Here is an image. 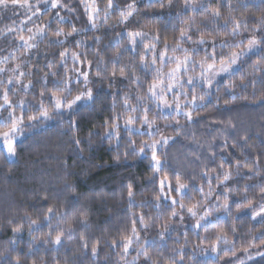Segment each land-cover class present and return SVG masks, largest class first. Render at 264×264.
<instances>
[{
	"label": "clouds",
	"instance_id": "obj_1",
	"mask_svg": "<svg viewBox=\"0 0 264 264\" xmlns=\"http://www.w3.org/2000/svg\"><path fill=\"white\" fill-rule=\"evenodd\" d=\"M46 2L47 0H32L30 8H22L26 18H31V24L28 26L31 31H17V35L33 37L32 43L39 42L38 33H46L47 39L39 42L38 46L39 51L44 52L46 56L56 48L59 53L68 52L67 56H53L44 64L29 59V49L21 50L19 46H12L13 37L9 36V29L19 30L22 22L12 20L11 23H3L7 13L15 15L16 12L10 0L0 5V37L8 35L7 47L9 53H13L9 57L10 66L0 65V68H8L7 77L15 81L9 99L13 102L17 115L25 110L19 107V102L23 101L26 106L31 105L33 110L38 109L42 102L51 117L43 127L38 126L44 123L43 121L33 124L25 118L20 132L14 134L17 142L15 156H9L5 145L0 142V233L11 232L9 239L0 241V264H131L133 260H137V264H145L147 258L141 254V250L145 248L151 257L150 264H191L190 258L186 260L184 257L182 260L179 254L186 244L171 247L167 252L146 247L149 243L148 236L153 240H164L165 225L173 224L171 212L163 216L151 213L146 215L148 236L142 235L146 230L140 227L139 240L133 244L135 255L125 253L122 247L117 248L113 242L120 241L122 235L132 236L130 221L133 214L138 216L151 209L153 203L160 204L158 180L161 177H170L175 184L176 176L173 173H179L180 181L187 191L182 196L181 191L168 190V196L175 197L185 206L199 201L203 213L209 207L215 211L216 200L227 204L231 196L242 198L246 186L253 179L264 176V171L259 175H246L254 168L249 153L264 152V148H261L264 144V110L261 106L258 105L255 113L232 108V105L243 99L233 100L230 95L226 98L225 93L230 90L225 86L223 91L219 88L218 92L208 89L207 86L203 89L196 87L191 92V96L197 98L195 107L191 103L190 95L184 94L189 92V84L186 82L189 76L199 83L198 62L207 54L198 50L201 46L198 45L200 36L197 30L205 32V39L208 41L230 39V33L207 30L204 25L209 24L211 16L191 13L189 17L196 16V22L191 26L192 33L195 34H192L190 40L181 42L180 31L176 30L175 25L169 28V21L163 18L146 19L143 15L168 9V4L172 3L177 5L179 16V10L186 0H164L163 7L158 3L149 7L147 3L137 12L136 20L139 23L131 26L123 22L119 11H113L109 7L111 3L123 4L124 0H94L91 7L100 9L96 13L94 24L88 20L85 11L83 15L86 22H80V13L77 8H73L77 0H66L60 8L61 11L67 10L66 16L57 13L54 17L49 11L42 17L39 15L38 5ZM137 2L139 3V0ZM78 3L83 7L84 0H78ZM220 3L221 0H218L213 8H219ZM230 4L231 9L223 11L225 21L229 17H235L242 23L247 22V31L260 26L258 21L264 19V6H261L264 3L230 0ZM73 15L75 21L72 20ZM34 17L36 19H33ZM46 25L49 26L46 28ZM178 28L188 36L187 24L180 22ZM104 29L110 31L107 38ZM130 30L143 33V37H137L141 43L135 47L126 35ZM73 36L78 39L69 43V38ZM2 41L3 39H0V43ZM60 41L64 43L61 44ZM165 48L168 49L167 60L160 55ZM182 49H188L187 53ZM4 50V47H0V53ZM74 54H79V60L73 59ZM185 55L190 57L188 70L183 76L176 74L177 89L174 93L167 89L157 90L158 93L167 91L168 95L166 103L157 104L149 91L152 82L164 80L167 84V74L176 66L173 58L183 59ZM80 61H83V69ZM89 64L92 66L90 69L87 67ZM16 68L25 75L17 76L13 71ZM85 75L87 80L84 79ZM5 79V75L0 76V81ZM78 80L81 83H76ZM213 81L217 82V78L213 77ZM28 84L32 87H24ZM8 87L7 83H0V92L6 91ZM89 90L93 93L91 97L88 96ZM53 94L65 100L63 108L58 110L55 107ZM77 96H83L84 99L69 108L68 103L74 101ZM0 103H3L2 99ZM176 104L180 106L179 115L169 107ZM143 109H149L151 122L146 130ZM218 110L231 112V115L221 119L217 115ZM186 111L193 113L194 122L185 117ZM98 113H104L105 118L97 119ZM29 114L39 116L38 111ZM117 115L120 117L119 139L109 135L110 130H115L113 117ZM129 117L135 123L126 127ZM8 119L7 111L0 112V133L10 130V124L2 126ZM162 136H167L171 143H161ZM152 144L159 148L160 168L154 167L150 153L141 155L138 152V149ZM230 147L242 157L239 159V169L235 157H232V164L226 162L227 156H231ZM140 160H146L148 165V171L143 175L136 173V162ZM245 161H248L247 167L243 166ZM110 166L113 169H123L129 174L117 173L119 180L113 175L104 176L102 179L94 175L101 171H110ZM261 167H264V162ZM229 169L232 172V180L244 177L245 182L240 186H225L222 193H217L216 189L224 181V176L217 178V173ZM205 177L206 184L203 183ZM209 179L211 183L208 182ZM144 181L148 182L149 187L141 188L138 200L136 185L143 184ZM113 183L117 184L115 189L112 188ZM129 185L133 189L137 205L135 207L129 204ZM201 186L204 189L202 197L193 195L196 188ZM189 193L191 200L186 199ZM213 196L216 197L215 201L212 200ZM122 202H126L129 210L128 223L116 232L101 229L98 226V214H110L112 208L109 205H120ZM255 202L259 209L257 211H264L259 207L264 203L259 191L256 193ZM49 207L54 209L55 215L51 226L45 227ZM174 211L183 214L178 205L174 207ZM233 216H236L235 209ZM62 217L65 219L62 220ZM85 219L87 224L91 225L87 229L81 226ZM65 220H72L71 227L76 229L75 238L68 236L69 225ZM32 222L40 224L46 230L36 231ZM49 231L53 236L57 231L65 232L64 247L69 255L57 259L58 248L50 242ZM25 232L29 237L27 241L22 239ZM81 235L88 239L89 249L98 239L104 252L98 256L89 255L90 252L80 246ZM37 246L48 249L50 257L45 259L41 256L34 259L33 251ZM22 247L26 249L23 254L20 251Z\"/></svg>",
	"mask_w": 264,
	"mask_h": 264
},
{
	"label": "snow or ice",
	"instance_id": "obj_2",
	"mask_svg": "<svg viewBox=\"0 0 264 264\" xmlns=\"http://www.w3.org/2000/svg\"><path fill=\"white\" fill-rule=\"evenodd\" d=\"M7 0H0V5H4ZM11 6L21 7V8H30L32 4V0H10ZM66 0H47L45 4L38 5L40 9V13H43L45 8H51L53 10L60 9ZM94 3V0H84V11L88 15V20L94 24L96 13L100 11L99 8H93L91 5ZM153 3H158L162 7L164 6V0H149L148 6L151 7ZM264 6V5H261ZM113 9V11H119L120 15L123 17V22L129 26L135 22L138 24L139 21L136 20L137 12L139 10L137 0H124L123 4L111 3L109 5ZM176 4H168V9L176 8ZM222 9H231L230 0H221V5L219 8H213L210 0H199L197 3L196 0H186L184 5L180 8V21L181 23L188 25V36L184 35V31L180 28H177V31H180L179 39L183 42L185 39L190 40L192 36V25L196 22V16H188L187 13L191 12L194 14L203 13L205 15L211 16V21L209 22L212 25L211 31L215 33H223L229 32L231 38L224 39L222 41H218L213 39L210 41L205 39V32L197 30V33L200 36L198 41L199 46H203L208 44L207 48L200 47L198 50L204 51L207 53L205 57L198 62V67L200 68V76L199 83L197 80L191 76L188 77L186 81L189 84V92L184 93L185 95H190L191 103L195 107L197 105V98L195 96H191V92L195 90L196 87H200L203 89L207 86L208 89H215L217 92L219 91V78L224 77L227 79V83L224 85L230 92H226V95H230L233 100L243 99L245 101L248 100V96L246 95H238L235 92L236 88H243L245 91L249 86H252L255 89V85L257 83V73L262 74L259 79V83L264 85V19L258 21L259 27L252 28L251 31H247L248 28L247 22L242 23L240 20H237L235 17H229L227 21L224 20L223 10ZM59 19H63V17H58ZM221 21H223L221 23ZM31 22V18L22 22V25L19 30L12 28L9 29V33L13 34V42L19 41V49H29L30 53L33 50L38 49L39 42L47 39L46 33H38L37 36L42 38L38 43H32L33 37L29 36L25 38L23 35H17V31L30 32L31 29L27 26L28 23ZM49 25H46L47 28ZM244 30V31H242ZM243 33H248L247 36L242 37ZM259 34V35H258ZM128 39L132 42V46L135 47L141 43V41L137 40V37H143V33L137 32L134 30H130L126 33ZM8 35H4L0 37V39L7 40ZM159 39V37H157ZM63 44V41H60ZM182 47V44H181ZM219 49V50H218ZM177 49H173L176 51ZM185 53H187L188 49H182ZM168 49L165 48L161 56H163L166 60ZM13 53L10 52L9 56L0 55V65L9 64V57L12 56ZM60 56H67L68 52L61 51L59 53ZM245 58L247 60V66H245ZM74 60H79V54L73 55ZM173 61L175 63V68H173L168 75V83L166 84L164 80L153 81L149 91L152 94L153 99L157 104H164L167 102L168 95L167 91L175 92L177 89V85L175 84V80L177 78L176 74L180 73L183 76L184 72L188 70L190 64V57L187 55L184 56L183 59L180 57H174ZM81 67L83 69V61H80ZM10 66V64H9ZM90 69L91 64L87 65ZM16 75L19 77H23L25 73L19 68L13 69ZM159 71V70H158ZM8 68H0V74H5L6 79L4 81H0V83H7L9 85L6 91L0 92V99H2L3 103H0V112L7 111L9 114V119L5 121V124L2 126L11 125V128L7 132L0 133V142L5 145L7 153L9 156L16 155L17 142L14 138L15 133L20 132L21 125H23L25 118L27 117L33 124H38V121H43L44 123L38 124V126H45L46 123L51 119L50 114L48 112L47 107L41 102L38 109L33 110L31 105H25L23 101L19 102V107L25 109L17 115L15 107L13 106V102L9 99L10 94L13 91V87L15 81L11 78L7 77ZM239 76V83L236 82L234 77ZM213 77L217 78V82L213 81ZM250 78V79H249ZM85 80L88 79L87 75L84 77ZM247 80V83L245 81ZM184 81H182L183 83ZM76 83H81V81H77ZM24 87L31 88L32 85H24ZM158 89H167L164 93H158ZM43 95V93H41ZM88 96H93L91 90L88 91ZM84 99L83 96H77L74 101L68 103V107L71 108L74 104H78L79 101ZM179 97H177V100ZM53 101L55 103V107L59 110L63 108L65 104V100L61 97H56L53 94ZM253 103L261 106L262 110H264V88H261L257 91L253 97ZM227 106V105H226ZM176 114H180V106L179 104L170 105ZM135 110V109H132ZM38 111L39 116L32 114L30 112ZM144 116L143 120L145 122V130L150 125L149 120V109H143ZM185 117L188 120L195 121L193 117V113L191 111L184 112ZM119 119L120 117L117 115L113 117L115 121V130H110L109 135L115 136L117 139L120 138L119 135ZM135 122L129 117L126 121V127L128 125H132ZM155 131V129H153ZM161 143L170 144L171 141L167 136L161 137ZM138 152L143 155L144 153H150L151 160L154 162V167L160 168L161 161L159 159V148L157 145H147L145 148L138 149ZM249 159L251 160L254 168L251 172L246 175H259L261 171H264V167L262 166V162H264V152L260 154L249 153ZM237 168L241 167L239 159L235 162ZM244 167L248 166V161L244 162ZM176 176V183L173 184L172 179L170 177H161L158 180L159 191L161 192L160 204H152V208L159 209L164 201H169L165 207L168 212L172 213V219L179 218L180 221L185 219L183 214H177L174 211L175 206H179L181 209V213L186 212L188 216L194 218L193 219V228L198 230L197 236L199 243L195 244L193 247V255H196V249L200 250V255L211 256L214 257L211 261H204L203 264H264V211H257V205L255 202V196L257 191H259L261 198L264 199V179L260 182L249 183L246 186L245 194L242 198L238 200H230L227 204H221L219 200H216L215 211H213L212 207H209L207 211H204L201 214L200 202L195 201L187 206H185L180 201H177L175 197L168 196V190L172 192L181 191L182 196L184 195L185 185L181 183L179 178V173H173ZM207 175V173H205ZM220 175L224 176L223 188L229 187V182L232 180V172L229 169L228 171H224L221 173H217V178ZM264 177V176H262ZM211 183V180L208 181ZM230 188V187H229ZM204 191L203 186L199 188V192L202 194ZM127 195L129 197V204L133 207L137 206L135 203L134 193L131 185L128 186ZM188 198L191 199V194H188ZM227 199V197H226ZM143 206V205H139ZM261 209H264V203L259 205ZM236 211V217H239L243 212L253 213L250 215V220L256 222L254 228L258 227L261 229L258 233L252 234L247 240H241L240 243H237L239 237L233 238L231 237L232 233H238L239 229L236 224L232 222L233 218V210ZM213 212L216 214V218L213 219ZM49 217L47 220V224L45 227H50L52 219L55 215V211L53 208H48ZM67 213L65 214V216ZM85 215V213H82ZM146 213H141L138 216L133 214V218L130 221V232L132 236L122 235L120 241L113 242L116 246L122 247L125 253H129L133 249L134 241L139 240V228L137 225L139 224L145 230L149 227L148 224L145 223ZM223 217V218H221ZM75 217H73L74 219ZM62 220L65 218L62 217ZM65 222L69 225L68 227V236L70 238H75L76 229L71 227L72 220H65ZM35 224V222H32ZM220 225H226L220 226ZM84 228H89L91 225L87 224L85 219V223L81 225ZM166 232L172 229V225H165ZM213 230L211 235H208L209 230ZM36 231H43V227L40 224H35ZM250 232H253L254 229H250ZM200 233H203L201 236ZM48 236L50 238V242L57 246V248H63L65 246V232L57 231V233L53 236L52 232H48ZM188 236L185 234V241L187 242ZM33 243H35L33 241ZM43 243V242H42ZM147 243V242H145ZM80 246L84 248L86 251H89L91 255L98 256L101 252L100 242L97 239L94 245L89 249L88 239L81 235L80 237ZM141 254H143L147 259L145 260V264H150L151 257L148 256L147 248L141 250ZM181 258L185 257V253L182 251L179 253ZM139 255V254H138ZM138 259V256H137ZM131 264H137V260H133ZM197 264H200L197 261Z\"/></svg>",
	"mask_w": 264,
	"mask_h": 264
},
{
	"label": "trees",
	"instance_id": "obj_3",
	"mask_svg": "<svg viewBox=\"0 0 264 264\" xmlns=\"http://www.w3.org/2000/svg\"><path fill=\"white\" fill-rule=\"evenodd\" d=\"M149 2V0H139L138 6L140 8L145 7V5ZM212 6H216L218 0H210ZM253 3H264V0H252ZM221 5V3H220ZM73 8H77L79 13H80V22H86V17L83 15L84 13V9L81 5H79L78 0L77 3L73 4ZM15 15L11 16H5L4 17V21L3 23H11L12 20H16L17 22H23L26 21L27 18L25 16L24 11L22 10L21 7H15ZM224 11V9H222ZM51 11V15L52 16H57V13H59L60 16H66L67 15V10H63L61 11L60 9L58 10H51L48 8H45L43 10V13H39L40 16H45L48 14V12ZM177 7L173 8V9H162L160 11H155L152 13H144L143 15L145 16L146 19H159V18H163L166 21H169V28H172L173 25H175L176 28L179 27L180 25V16L177 15ZM191 12H188L187 15H190ZM200 13H197V15H199ZM33 19H36L35 17ZM72 20L75 21V15H73ZM69 21H65V23H68ZM222 23V21H221ZM31 24L28 23L27 26H29ZM133 24H135V22H133ZM0 26H2V24H0ZM204 27L211 31L212 25L210 24H205ZM89 35L91 34V32L88 33ZM193 35L195 34L194 32L192 33ZM104 35L107 38L110 35V31L108 29H104ZM248 33H243L242 32V37L247 36ZM259 35V34H258ZM9 36H13V34H9ZM76 39H78V37L73 36L69 38V43L74 42ZM42 38H38V41H41ZM43 41V40H42ZM218 43L220 40H217ZM210 43V41H209ZM9 44V38L7 40H3L2 43H0V47H4V52L0 53V55H8L9 54V49L7 47V45ZM11 44L13 47L15 46H19L20 42L19 41H15L13 42V40L11 41ZM202 48H207L208 44H205L203 46H201ZM39 53V54H38ZM59 55V49L56 48L54 49L52 52L48 53L47 56L44 52H40L39 49H35L32 51V53L29 54V59H35L37 63L39 64H44L46 63L48 60H51L53 56H58ZM245 66H247V60L245 58ZM34 72L36 71L35 69L33 70ZM5 74H0V76H3ZM260 73H257V83L255 85V89L252 86H249L247 88V90L245 91L243 88H236L235 92L238 95H246L248 96V100L245 101H239L237 104L232 105V108H240L242 111L244 112H249V113H255L258 110V104L253 103V97L255 95V93L257 91H259L261 88H264V85H261L259 83V79L261 78ZM122 79V78H121ZM234 79L236 80L237 83H239V76L237 75L236 77H234ZM250 79V78H249ZM227 83V79L224 77L219 78V88L221 89V91H223V87L224 85ZM245 83H247V80L245 81ZM225 96L227 98V95L225 93ZM211 107V105L209 106ZM227 107V106H225ZM217 115L219 118L223 119L229 115H231V112H227V111H220L218 110ZM105 118L104 113H98L97 114V119L103 120ZM179 139V138H177ZM261 148H264V144L261 145ZM229 152H231V156H227V154H222L227 156V163L228 164H232L233 163V159L232 157H235L236 159H242V157H240L239 153L234 149V148H229ZM103 162V161H101ZM215 165V161H213V166ZM148 171V165L146 163V160H140L139 162H136V173L143 175L144 173H146ZM119 172H124V175H128L129 173L123 169H113L110 166V171H101L99 173L94 174L95 176L99 177V178H103L104 176H108V175H113L114 178H117L119 180L118 177H116V174ZM247 174V173H246ZM262 179H264V177H259V178H255L253 179L250 183H255V182H260ZM245 182V178L244 177H238L236 180H231L229 182V187L233 186L234 184L237 186L242 185ZM111 183V181H110ZM203 183H207V177L204 178ZM213 183H215V180L213 178ZM117 187V184L113 183L112 184V188L115 189ZM149 187L148 182L144 181L143 184H137L136 185V191H137V199L139 200V193L141 191V188L147 189ZM217 193H222L223 192V185H221L220 187H218L216 189ZM193 195H200L202 197V194L199 192V188H196V192ZM192 198V197H191ZM186 199L191 200L188 198V196H186ZM239 197L237 196H231L230 200H238ZM212 200L215 201L216 197L213 196ZM169 203V201H164L162 206L159 209H155V208H151L149 210H147L145 213L148 215L149 213L154 214L156 216H163L165 215L168 210L165 207V205H167ZM112 208V212L110 214H98L99 215V221H98V226L101 229H108L109 231L112 232H116L119 231L125 224L128 223V216H129V210L128 207L126 205V202H122L120 205H115V204H111L109 205ZM259 210V209H256ZM253 213H249V212H243L240 214L239 217L233 216L232 218V222L236 224L237 228L239 229L238 233H232L231 237L236 238L239 237L240 239L237 240V243H240L241 240H247L252 234L258 233L259 231H261L260 228L256 227L254 228V225L256 222L251 221L250 220V215ZM216 218V214L215 212H213V219ZM223 218V217H221ZM220 226H225L226 225H220ZM138 228L142 227L139 224L137 225ZM250 229H254L253 232H250ZM43 230H46V228H44ZM148 231L146 230L144 233H142V235H146L148 236ZM213 230H209L208 235L212 234ZM197 231L193 230V229H186V230H178L175 232H166L165 233V238L164 240H160L159 238L157 239H152L151 236H148L149 238V243L146 245V247H149L153 250H164L165 252H167L168 249H170L171 247L180 245V244H186V246L183 248V252L185 253V259H189L191 260V264H197V261L200 262V264H203L204 261H211L212 259H214V257L211 256H204V255H200V250L197 248L196 251V255H193V247L195 244L199 243L200 241L198 240V236H197ZM155 233L153 232L152 235H154ZM185 234H187L188 236V240L187 243L185 241ZM200 235L202 236L203 233H200ZM11 236V232H8L7 234H3L0 233V241H6L7 239H9V237ZM22 239L24 241H27L29 239L28 234L25 232L22 234ZM117 248H119V246H117ZM21 254H23L26 249L25 248H21L20 249ZM104 252V248L101 247V254ZM70 253L67 251L66 247L63 248H58V252H57V259L60 260L62 259L64 256L69 255ZM51 253L48 251V249L44 248L43 246H37L34 251H33V258L34 259H39L41 256H43L45 259H48L50 257ZM90 255V253H89ZM130 255H135V249H133L130 253ZM183 264V262H182Z\"/></svg>",
	"mask_w": 264,
	"mask_h": 264
},
{
	"label": "rangeland",
	"instance_id": "obj_4",
	"mask_svg": "<svg viewBox=\"0 0 264 264\" xmlns=\"http://www.w3.org/2000/svg\"><path fill=\"white\" fill-rule=\"evenodd\" d=\"M11 16V13H7L5 16ZM205 211H207V209H205ZM202 214V213H201ZM183 215L185 216V219L183 220V222L181 223L179 218H176L173 220V224H172V229L169 231L171 232H175L178 230H186V229H193L195 231H197L196 229L193 228V219L192 217L188 216L186 212L183 213ZM213 218V217H212ZM134 249V248H133ZM132 249V250H133ZM131 250V251H132ZM131 251L129 252V254L131 253Z\"/></svg>",
	"mask_w": 264,
	"mask_h": 264
}]
</instances>
